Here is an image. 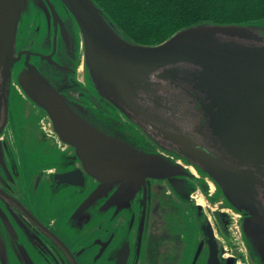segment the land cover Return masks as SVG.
I'll use <instances>...</instances> for the list:
<instances>
[{"label":"water","instance_id":"water-1","mask_svg":"<svg viewBox=\"0 0 264 264\" xmlns=\"http://www.w3.org/2000/svg\"><path fill=\"white\" fill-rule=\"evenodd\" d=\"M30 2L47 22L52 17L67 42L64 21L50 0H0V98L4 100L20 59L15 44L19 25L30 14ZM59 3L75 30V52L81 50L84 78L98 102L138 127L154 128L155 135L192 162L197 174L202 170L213 179L228 204L237 211L248 210L264 178V23H200L159 44L141 45L122 38L93 0ZM24 53L16 76L19 91L44 111L49 130L72 147L83 171L99 182L71 216L85 211L104 187L120 185L126 188L121 194L131 196L147 177L176 193L178 186L190 194L197 192L198 184L188 178L198 176L189 173L185 163L138 151L98 122H90L74 110L42 66L29 62L30 52ZM52 54L39 58L58 65ZM196 103L207 121L212 152L187 134L189 111ZM119 196L117 189L110 200ZM249 225L247 219L241 222L244 235L262 242L264 234L252 233Z\"/></svg>","mask_w":264,"mask_h":264},{"label":"flooded vegetation","instance_id":"flooded-vegetation-1","mask_svg":"<svg viewBox=\"0 0 264 264\" xmlns=\"http://www.w3.org/2000/svg\"><path fill=\"white\" fill-rule=\"evenodd\" d=\"M50 1L64 21L67 42L52 17L47 22L44 13L30 2V14L19 25L15 44L20 59L12 69L6 100L0 98V264H264V240L250 241L241 227L247 219L252 233L264 234V178L251 196L254 204L237 211L224 200L213 179L202 170L197 174L192 162L155 135L154 128L138 127L108 104L98 102L85 75L83 81L76 77L82 58L79 48L75 52V30L59 0ZM24 51L30 52L29 62L42 66L44 74L55 79L54 85L77 113L138 151L185 163L187 171L198 176L188 178L198 184L197 192L190 194L178 186L176 193L147 177L131 196L122 195L121 189L126 188L120 185L104 187L85 211L71 216L99 182L83 171L72 147L49 130L45 115L39 122L44 134L36 138L30 156L41 159L49 151L53 158L39 168L41 177L35 180L33 191L19 184L10 140L14 124L9 103L12 89L18 88L16 76L26 57ZM52 52L58 65L40 60L39 54ZM191 109L188 136L205 150L214 151L200 107L196 103ZM73 182L77 184H70ZM117 189L119 198L110 200ZM173 194L184 200L178 201Z\"/></svg>","mask_w":264,"mask_h":264},{"label":"trees","instance_id":"trees-1","mask_svg":"<svg viewBox=\"0 0 264 264\" xmlns=\"http://www.w3.org/2000/svg\"><path fill=\"white\" fill-rule=\"evenodd\" d=\"M125 40L156 45L200 23H264V0H93Z\"/></svg>","mask_w":264,"mask_h":264},{"label":"rangeland","instance_id":"rangeland-1","mask_svg":"<svg viewBox=\"0 0 264 264\" xmlns=\"http://www.w3.org/2000/svg\"><path fill=\"white\" fill-rule=\"evenodd\" d=\"M24 19L23 22H25ZM23 22L20 24L22 25ZM22 29V28H21ZM82 53L80 50L79 57ZM84 71L81 70L76 76L79 81H83ZM87 87V86H86ZM9 111L14 124V132L11 135V145L13 149V157L16 161V169L18 171L19 184L29 187L33 191L35 180L41 177V167L43 163L52 160L53 155L49 151L45 157L34 159L30 156L33 149L32 145L36 143V138L44 134L40 130V119L45 115L44 112L32 104L17 88H13L10 95ZM41 183L38 184L40 189ZM26 192V191H25Z\"/></svg>","mask_w":264,"mask_h":264}]
</instances>
